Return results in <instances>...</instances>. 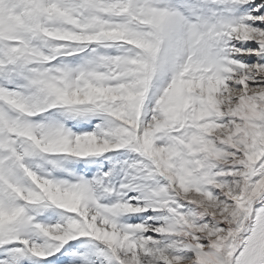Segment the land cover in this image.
<instances>
[{
  "label": "snow or ice",
  "instance_id": "snow-or-ice-1",
  "mask_svg": "<svg viewBox=\"0 0 264 264\" xmlns=\"http://www.w3.org/2000/svg\"><path fill=\"white\" fill-rule=\"evenodd\" d=\"M0 264H264V0H0Z\"/></svg>",
  "mask_w": 264,
  "mask_h": 264
}]
</instances>
